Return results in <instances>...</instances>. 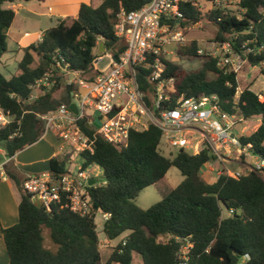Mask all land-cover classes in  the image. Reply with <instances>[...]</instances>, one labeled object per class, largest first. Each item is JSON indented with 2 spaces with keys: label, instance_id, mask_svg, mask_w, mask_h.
Instances as JSON below:
<instances>
[{
  "label": "trees",
  "instance_id": "obj_1",
  "mask_svg": "<svg viewBox=\"0 0 264 264\" xmlns=\"http://www.w3.org/2000/svg\"><path fill=\"white\" fill-rule=\"evenodd\" d=\"M19 1L0 0V61L7 52L8 32L16 12L8 6ZM150 0H102L100 6L82 4L76 18H65L48 29L43 38L23 49L17 72L10 78L0 73V108L11 116V123L0 129V146L8 157H14L35 144L44 135L42 115L56 112L63 104L71 105L75 85L56 68L58 61L92 82L97 75L95 61L100 43L106 53L121 56L126 43L115 33L121 9L129 13ZM209 1L182 4L185 20L180 24L206 21L217 28L216 42L230 43L232 50L252 67L259 66L264 77V0H244L236 10L210 7ZM198 46H183L177 55L183 58L203 57L202 68L191 71L163 58V76L174 79L175 93L165 107H174L180 96L201 99L216 96L220 108L240 113L247 120L260 119L258 128L242 138L252 143L253 151L264 161V93L246 87L237 97L238 75L218 66V59L198 55ZM251 50L250 52H247ZM138 81L143 93L151 98L155 92L147 79L149 71L138 68ZM51 72L50 86H41L38 98L32 100V85ZM79 126L89 135L95 130L86 119ZM162 132L151 126L146 131L132 130L125 147L95 138L94 153H83L82 167L98 166L104 184L90 188L92 212L80 216L63 207L46 212L21 188L23 176L8 164L5 173L15 180L21 193L17 224L1 230L9 264H133L140 255L142 264H177V254L187 240L193 245L190 264H238L249 254V264H264V176L251 171L235 179L225 170L215 182L201 175L203 167L214 162L209 149L198 155L180 150L173 158L159 151ZM171 167H176L184 180L154 206L142 209L136 204L140 192L163 181ZM50 172L61 176L70 173L67 162L51 159ZM234 210V215L225 214ZM109 213L103 235L114 241L128 233L103 259L100 250L97 214ZM48 228L56 250L44 246L42 230Z\"/></svg>",
  "mask_w": 264,
  "mask_h": 264
},
{
  "label": "built area",
  "instance_id": "obj_2",
  "mask_svg": "<svg viewBox=\"0 0 264 264\" xmlns=\"http://www.w3.org/2000/svg\"><path fill=\"white\" fill-rule=\"evenodd\" d=\"M198 1L150 0L140 9L129 13L121 9L115 33L125 41L126 51L118 59L110 53L100 55L95 61L97 75L92 82L85 81L80 72L70 70L69 64L62 66L64 60L58 61L55 67L61 70L65 78L67 76L69 85L77 87L73 92L72 104H76L78 113L74 114L70 105L63 104L56 112L42 115L44 136L56 133L61 141L60 152L68 148L72 154H78L82 161L83 153H94L97 136L123 148L127 145L132 130L146 131L155 126L162 132L160 145L163 143L170 149L185 150L191 155H198L202 150L209 149L216 158L210 164L230 160L242 163L245 168L226 170L235 179L251 171L264 176V161L254 153L252 143L242 144V138L251 134L252 120H247L240 113L223 111L213 95L201 99L180 96L174 107L164 106L170 102L175 89L174 79L163 76V58L170 59L175 54L173 48L178 49L186 42L187 25H180L185 20L181 5L195 4ZM208 1L211 7L226 10L238 8L244 0ZM221 46L224 57L221 61L218 60V66L226 72L240 74L242 65L235 63L233 59V56L239 54L233 53L230 43ZM198 53L201 54L200 51ZM104 57L109 63L104 69L98 70L97 66ZM140 67L149 71L147 79L155 88L149 100L138 81ZM52 77L53 74L49 72L30 87L32 100L38 98L33 91L36 88L39 90L41 86H50ZM241 92L238 90L237 99ZM259 95L262 99L261 94ZM83 119L95 130L93 136L79 126ZM10 123V114L0 108V129ZM81 161L74 171L72 166L75 164L70 160V173L61 176L50 171L27 174L21 188L46 212H51L55 207H65L80 216L90 214L93 205L89 189L104 182L99 180L100 175L95 172V168L99 169L98 166L83 168ZM91 179L97 181L93 186L89 183ZM225 214L232 216L235 211L230 209ZM101 216L106 221L110 214ZM192 248L193 245L185 240L177 254V264H190ZM250 261L251 256L246 254L238 264H249Z\"/></svg>",
  "mask_w": 264,
  "mask_h": 264
},
{
  "label": "rangeland",
  "instance_id": "obj_3",
  "mask_svg": "<svg viewBox=\"0 0 264 264\" xmlns=\"http://www.w3.org/2000/svg\"><path fill=\"white\" fill-rule=\"evenodd\" d=\"M200 1L204 2L208 0H200ZM37 2L38 1H32L29 3H37ZM227 3L228 1L226 2V4ZM208 5L211 7L210 4ZM232 9L236 10L235 7ZM48 25L50 24L44 23L43 20L39 21L30 15L27 16L26 12L18 14L17 17H15L12 28L10 29L13 35L9 34V38L7 39V52L5 53L2 61H0V73H2L6 78H10L11 75L17 72L18 63L21 60V55H17V53L14 51L16 49V45L11 40V38H13V36H16V34L19 33L20 31L24 32L25 30L31 32H36V31L40 32L41 30L42 33H45L46 31H44V29L46 27H49ZM216 33H217L216 26L206 21L198 22L196 24L193 23L188 24L185 31L186 42L180 47L192 46L194 43H196L198 46L197 48L198 51L201 52V54L198 53V55L211 56L221 61L224 57V51L221 44L216 42L215 39ZM180 47H178V49ZM173 51L175 54L171 56L170 59L181 65L186 70L196 71L202 68L204 65L205 59L203 57L181 58L179 57V55H177L176 52L177 49L173 48ZM96 55L97 57L100 56L97 53V51H96ZM233 59L235 63H239L240 65H242V70L240 74H237L238 82H239V91L241 92L243 91L244 88L250 87L252 91L262 95L264 93V77L262 76L260 67L250 66L247 61L243 60L239 56H235V57L233 56ZM108 63L109 60L106 57H104L103 60L99 62L97 69L98 70L104 69L105 67H107ZM33 93L39 95L40 89L38 90V88H36L33 91ZM91 113H93V111ZM251 124L252 126L250 133H253L257 127V121H252ZM159 151L163 154L164 157L167 158H173L178 153L177 149H170L163 143L159 146ZM80 161H81L80 156L78 154H75L74 155L75 165L72 166V170L74 171L77 170V166L80 165ZM242 162L244 161L242 160ZM221 166L222 168H220L219 170L221 172H223V170L226 171L227 169L236 171L240 168H245L242 163L241 164L235 163L234 160L225 161L221 163ZM95 172L99 173L100 175L99 180L103 181L102 169L95 168ZM204 178L207 181H209V183H212L214 181L213 178H209V177H204ZM183 180H184V176L181 174V172L176 167H171L163 181H160L155 185L149 186L140 192L139 196L136 198V204L142 209H148L154 206L159 201H162L163 198L170 192V190L178 187ZM96 224L98 226V236L102 241L104 239V235H103L104 220L101 214L97 215ZM49 231L50 230L48 228H44V230H42V235L44 238V246L47 249L55 251L56 246L53 244L50 238ZM126 234L121 235L118 239L112 241V245H116L120 241L124 240ZM106 250L108 249L102 248V253L104 256H106V253H109ZM141 259L142 258L140 255H135L133 259V264H142Z\"/></svg>",
  "mask_w": 264,
  "mask_h": 264
},
{
  "label": "crops",
  "instance_id": "obj_4",
  "mask_svg": "<svg viewBox=\"0 0 264 264\" xmlns=\"http://www.w3.org/2000/svg\"><path fill=\"white\" fill-rule=\"evenodd\" d=\"M101 3L102 0H42L38 1L37 3L19 1L8 6V8L13 9L16 12L15 17H17V15L20 13L26 12L27 16L30 15L39 21L43 20L44 23L50 24L48 25L49 27L44 29V31H47L48 29L56 27L59 21L62 19L68 17L76 18L79 14L82 4H92L96 7L98 5L100 6ZM37 32L39 31H20L16 34V36L11 38V40L16 45V49L14 51L17 53V55H21V60L24 55L23 49L32 43L40 41L43 38L44 33H42L41 30V33ZM9 34L13 35L11 30L8 32V38ZM97 53L99 55L101 53L99 46ZM102 54L105 55L106 51L101 53V55ZM252 121H257V129L261 122L260 119H255ZM60 146L61 141L58 139L57 134L53 132L45 136L42 135V137L35 144L27 147L21 152H17L16 155L11 158L6 155L5 150L0 146V264H9L8 251L3 240L1 230L9 228L18 223V207L21 203V193L18 189V186L16 185L15 180L10 178L5 173L4 166L9 163L10 166L15 168L17 172L23 176V179L27 174H37L50 171L51 159L65 160L67 162L68 168H70L69 162L70 160L74 162L75 154H72L68 148L66 151L60 152ZM220 168H222L220 163H208L205 165V167H203L201 175L203 178H213V182H215L219 176V173L221 172L219 171ZM126 235H128V233ZM116 245H112V241L105 238V236L102 241L100 240L101 253L102 248H107L108 250L106 251L109 252L106 253V256H104L102 253L104 260L112 254Z\"/></svg>",
  "mask_w": 264,
  "mask_h": 264
},
{
  "label": "water",
  "instance_id": "obj_5",
  "mask_svg": "<svg viewBox=\"0 0 264 264\" xmlns=\"http://www.w3.org/2000/svg\"><path fill=\"white\" fill-rule=\"evenodd\" d=\"M99 49L101 50V53L105 52V46H104V44H100L99 45ZM101 53H100V55H101ZM115 59H118V57L116 56ZM70 109L74 112V114H77L78 113V109H77L76 104H71L70 105ZM89 183H90V186H93V185H95L97 183V181L94 180V179H91V180H89Z\"/></svg>",
  "mask_w": 264,
  "mask_h": 264
}]
</instances>
